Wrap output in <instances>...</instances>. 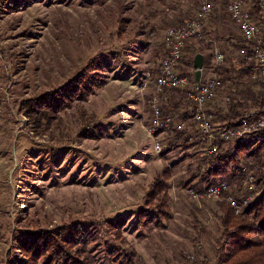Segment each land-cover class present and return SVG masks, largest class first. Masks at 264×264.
I'll return each instance as SVG.
<instances>
[{"label": "rangeland", "instance_id": "1", "mask_svg": "<svg viewBox=\"0 0 264 264\" xmlns=\"http://www.w3.org/2000/svg\"><path fill=\"white\" fill-rule=\"evenodd\" d=\"M226 4L215 0V11L236 33L224 47L236 65L245 44ZM198 7L199 0H0V264L27 263L19 248L26 235L47 229L64 236L72 226L86 232L76 247L88 242L92 264H217L222 204H229L189 192L210 183L193 106L185 97L176 108L161 100L164 114L186 126L161 129L156 138L167 148L157 155L148 134L153 93L142 87L159 69L166 30ZM210 18L204 22L213 27ZM214 30L187 42L181 72L195 69L194 50L208 63L224 45ZM222 73L220 114L244 83L264 100L254 78L235 72L228 85ZM92 77L91 90L74 93L76 82ZM220 114L218 125L225 124ZM242 165L258 180L253 158ZM241 168L227 177L235 188ZM161 182L166 203L151 197ZM246 218L259 223L254 212Z\"/></svg>", "mask_w": 264, "mask_h": 264}, {"label": "built area", "instance_id": "2", "mask_svg": "<svg viewBox=\"0 0 264 264\" xmlns=\"http://www.w3.org/2000/svg\"><path fill=\"white\" fill-rule=\"evenodd\" d=\"M226 11L231 20L238 26L242 41L239 52L245 60H254L253 78L264 85V38L261 37V25L264 20V0H226ZM215 0H199V7L193 16L183 17L181 21L166 30V51L160 59L159 69L156 73L148 72L143 78L142 87L152 89L151 108L153 118L148 128V134L154 141V151L157 155L166 150L158 138L161 129L182 130L186 121L174 123L172 115L164 114L161 107V94L166 90H179L185 93L186 99L192 104V118L200 131L205 147L202 156L210 158L220 149V143L236 141L246 143L252 133L261 134L264 139V110L257 107L247 109L240 121L234 126L219 125L215 121V114L208 108L220 94L223 86L221 79L222 64L225 53L219 47L213 48L212 64L207 68L203 66L200 80L197 82L194 72L183 74L180 65L184 58L187 42L192 38L205 39L204 21L213 14ZM255 10H260L256 16ZM168 100V99H167ZM241 182L239 188L232 178H222L208 184L203 189L190 188L189 192L195 198L210 197L226 201L236 214H244L251 207L258 192V180L254 173L246 166L240 170ZM233 180V181H231Z\"/></svg>", "mask_w": 264, "mask_h": 264}, {"label": "trees", "instance_id": "3", "mask_svg": "<svg viewBox=\"0 0 264 264\" xmlns=\"http://www.w3.org/2000/svg\"><path fill=\"white\" fill-rule=\"evenodd\" d=\"M215 9L212 14L213 16L211 15L212 17L210 16L211 18L208 17L207 19L209 18L213 19L215 25L218 24L217 22H221L225 24L224 19L220 16L219 12L215 11ZM205 24L206 22H204V26L206 27ZM165 48H166V42H165ZM237 48L240 49L239 47ZM196 53H197L196 50H194L193 60L195 58ZM228 58L230 57L227 56L225 53V60L224 63L222 64V67L224 66L223 67L224 69L222 68L223 69L222 71L224 72L223 73L221 72L222 75L224 76V79L229 80L228 85L232 84L230 79L233 78L232 74H234L235 72L243 76H248L250 78H253L252 69L255 63L254 60L243 59L242 63H238L234 65L232 64L233 59L232 58L228 59ZM211 64H212V59L208 61V63L204 60V66L207 65L210 66ZM184 67L181 66V68ZM188 67L189 66H187V68ZM187 68L185 69L187 73L185 72L182 73L191 75L194 72V70L192 71V73H190V71L187 70ZM93 80L94 79L92 77V81H90V83L88 82L83 83L82 81L76 82L75 83L76 88L73 89L74 93H76V89H78L77 92H80L81 94L84 93L86 94L93 87L92 84L95 81ZM257 82L261 84L259 81ZM226 83L225 84L223 83L224 85L222 86V89L225 87ZM249 83L252 84V82ZM235 87L232 88V91H235L234 90ZM245 90H249V91L246 92ZM251 90L252 87L247 86L246 83H244V87L242 88V90L237 88L236 94L234 93V96L237 97H234L232 99L234 100L233 101L234 103L232 102L231 104H229V107L224 115L220 114L221 113L220 111L222 110L221 105L223 104L215 106V109L209 108L215 114L216 123L218 124L219 121L218 114H220V117L225 120V124H220V125L234 126L240 121L244 112L247 109L251 107H257L260 110H264L260 108L261 106L264 105V100L262 101L260 99L258 100L255 93H253V91ZM221 91L218 96L219 98L222 93ZM172 92L178 93V95H176L177 98L175 97L174 100L176 101L180 100L181 102V100H183L184 97L186 99V95L182 91L175 90ZM171 95L175 96L173 94ZM172 98H169V100L166 101L170 105L171 103H173ZM161 100L163 101L164 98L162 99L161 97ZM247 100H252V103H250V101ZM188 116H189L188 113L184 115L185 118H187ZM260 136L261 135L259 134V132L252 133L250 135L251 137L250 140L246 143H238L236 141H229V142L221 141L219 145L220 146L219 151L215 155L211 156L210 161L207 163L206 169L208 170L205 177L207 180H209L210 182L209 184L215 182L213 181L215 178L217 177L227 178L230 176V173L233 170L241 168V166H243L242 165L243 157L253 158L254 165H252V169L254 166H256L257 167L256 169L259 170L257 173L259 177L257 189L260 194L246 213L240 215L236 214L229 205L222 204L221 224L224 227V229L222 232L221 240L219 241L218 244L217 264H264V172L262 171L264 169V161H263L264 154L261 152L264 143L261 142ZM226 143H228L230 146L225 148L222 147V145ZM165 188H166V184L163 182L153 185L151 189V197L152 198L155 197L156 199L162 201L163 203H166L168 195L167 192H165ZM163 191L164 193H162ZM253 212L254 214H257L259 216L258 225H256L255 223L251 222L249 219L246 218V216H248L249 214L251 215ZM144 217L145 215L142 216L141 218ZM85 233L86 232L83 231L82 228H79V226H72L69 229L68 234L64 236L60 232L43 229L31 233V235H26V237H23L19 242V248L27 257V263L25 264H39V261L42 259H43L42 264H54V263L92 264L93 257L87 251V247H86L88 245L87 244L88 242L85 244V246H83V250H81L79 247H76L77 244H81L78 241L76 243V240L83 239ZM88 239L90 238L84 240H88ZM90 240L94 241L93 239Z\"/></svg>", "mask_w": 264, "mask_h": 264}, {"label": "crops", "instance_id": "4", "mask_svg": "<svg viewBox=\"0 0 264 264\" xmlns=\"http://www.w3.org/2000/svg\"><path fill=\"white\" fill-rule=\"evenodd\" d=\"M218 24H216V25H214L213 27H209V26H207V24H206V27H205V30H207L208 32L209 31H213L214 30V28L217 30L218 29V31H219V33H220V35H222L224 38V40H225V43H224V45L223 46H221V48L223 49V50H225V46H229L230 45V43H231V41L233 40L234 41V39H235V34L236 33H234V32H232L231 30H230V28L226 25V24H223V23H221V22H217ZM234 25H236V24H234ZM238 27V26H237ZM207 28V29H206ZM238 30H239V28H238ZM208 32H206V33H208ZM239 33H240V31H239ZM238 32H237V35L239 34ZM164 43H165V39H164ZM165 45V44H164ZM188 48L186 47V50H187ZM165 51H166V48L164 49ZM189 50V49H188ZM188 53V51H186V54ZM204 55V60L206 59L205 57H206V55L205 54H203ZM210 60V59H209ZM209 66L207 65V68H208ZM171 94H175V96H174V98H172V95ZM176 95H178V93H176V92H170L169 93V95H168V100H169V98H172V101H173V103H171V100H170V103H171V105L173 106V107H178L179 106V104H180V100H178V101H176V100H174L175 99V97L177 98V96ZM171 96V97H170ZM164 97H162V99H163ZM180 98V97H179ZM167 99H165L164 98V101H167ZM218 99H219V102H218ZM220 100H222V99H220V98H216L213 102H211L210 104H208V108H211V109H215V106H217V105H220V104H223V103H221L220 102ZM180 109H182V107L180 108Z\"/></svg>", "mask_w": 264, "mask_h": 264}, {"label": "water", "instance_id": "5", "mask_svg": "<svg viewBox=\"0 0 264 264\" xmlns=\"http://www.w3.org/2000/svg\"><path fill=\"white\" fill-rule=\"evenodd\" d=\"M203 66H204V55L198 52L196 53L194 58V68H195L194 75L197 82L200 80Z\"/></svg>", "mask_w": 264, "mask_h": 264}]
</instances>
